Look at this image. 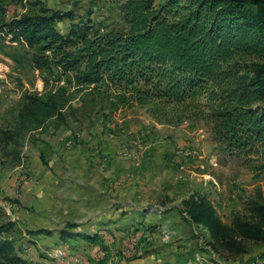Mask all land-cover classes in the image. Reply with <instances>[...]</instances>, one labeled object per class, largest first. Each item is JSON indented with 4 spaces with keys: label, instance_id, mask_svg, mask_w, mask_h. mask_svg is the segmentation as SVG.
I'll use <instances>...</instances> for the list:
<instances>
[{
    "label": "rangeland",
    "instance_id": "obj_1",
    "mask_svg": "<svg viewBox=\"0 0 264 264\" xmlns=\"http://www.w3.org/2000/svg\"><path fill=\"white\" fill-rule=\"evenodd\" d=\"M123 2L0 0V226L10 225L0 239L13 242L25 264H55L71 257L84 264L262 263L264 242L245 240L230 250L219 249L208 231L191 220L185 203L204 199L227 226L238 219H260L263 160L230 156L206 122L168 123L153 106L105 118L109 111L92 104L71 75L33 68L34 50L14 39L6 26L23 15L40 14L41 8L49 15H68L57 20L60 30L81 21L116 26ZM258 62L263 61L244 63ZM61 88L66 90L65 122L50 121L44 131L5 142L27 95L47 96ZM97 215L111 217L106 224H91L105 231L98 242L101 255L81 243L91 228L77 223ZM69 223L78 225L69 229L76 236L66 249H52ZM38 230L52 233H32Z\"/></svg>",
    "mask_w": 264,
    "mask_h": 264
},
{
    "label": "trees",
    "instance_id": "obj_2",
    "mask_svg": "<svg viewBox=\"0 0 264 264\" xmlns=\"http://www.w3.org/2000/svg\"><path fill=\"white\" fill-rule=\"evenodd\" d=\"M118 10L122 19L116 26L81 21L60 30L57 20L68 15H49L47 8L6 26L14 39L34 50L33 68L71 75L92 104L109 111L105 118L153 106L168 123L206 122L230 156L264 161V0H124ZM252 59L263 62L244 63ZM65 95L64 88L47 96L27 95L5 142L43 131L50 121L65 122ZM185 205L219 249L245 240L264 242V206L256 210L260 219L227 226L204 199ZM9 227L0 226V234ZM75 227L67 224L61 238ZM0 264H25L8 239H0Z\"/></svg>",
    "mask_w": 264,
    "mask_h": 264
},
{
    "label": "crops",
    "instance_id": "obj_3",
    "mask_svg": "<svg viewBox=\"0 0 264 264\" xmlns=\"http://www.w3.org/2000/svg\"><path fill=\"white\" fill-rule=\"evenodd\" d=\"M45 130H46V128H45ZM39 131H41V130H39ZM44 131V130H43ZM111 219V217H109V216H104V215H97V216H89L88 218H86L85 220H79L77 223H79V225L81 224V223H83V224H88L87 226H86V228H88V227H90L91 229H90V233L89 234H87L86 236L84 235V236H82L81 237V240H82V242L81 243H83V245H85L86 246V248H89L93 253H99L100 255H101V252H99L100 251V249H101V247L103 246V244L101 243H98V242H100L99 240H102V239H104L105 238V236H104V233H105V231H103L102 229H100V228H93L92 226H91V224L92 223H97V224H106L107 223V221H109ZM78 227V225H76V227L74 228V229H72V230H75L76 228ZM83 227H85V226H83ZM88 230V229H87ZM68 232L70 233V234H72L71 236L69 235V236H67L66 238H61V236H59V244H57V242H55V244L56 245H54L53 246V248L52 249H54L55 250V248L57 249L58 247H60V245H63L62 247L64 248V249H66L65 247H64V245H65V243H68L69 241V238L71 239V238H73V237H75L76 236V231L75 232H71L70 230H68ZM46 233H43V234H39L38 236H42V235H45ZM127 241H129L128 239L125 241V240H123V245H125L126 243H127ZM105 244V243H104ZM98 254V255H99ZM103 254V253H102ZM75 255V254H74ZM82 261V260H81ZM80 260H79V258L77 257H71V258H64V259H61V260H59V259H57L56 260V262H55V264H84L83 262H81ZM80 262V263H79ZM54 264V263H53ZM129 264H136V263H134V262H132V263H129ZM140 264V263H139Z\"/></svg>",
    "mask_w": 264,
    "mask_h": 264
},
{
    "label": "built area",
    "instance_id": "obj_4",
    "mask_svg": "<svg viewBox=\"0 0 264 264\" xmlns=\"http://www.w3.org/2000/svg\"><path fill=\"white\" fill-rule=\"evenodd\" d=\"M0 78H4V76L0 73ZM3 93V89L0 87V94ZM64 254L62 252H59L58 256H63Z\"/></svg>",
    "mask_w": 264,
    "mask_h": 264
}]
</instances>
